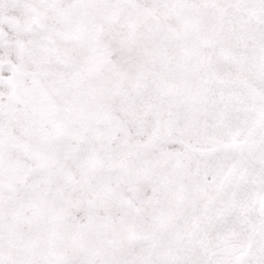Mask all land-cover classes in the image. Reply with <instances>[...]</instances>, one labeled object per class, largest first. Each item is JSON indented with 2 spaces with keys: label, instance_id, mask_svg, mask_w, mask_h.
Instances as JSON below:
<instances>
[{
  "label": "snow or ice",
  "instance_id": "1",
  "mask_svg": "<svg viewBox=\"0 0 264 264\" xmlns=\"http://www.w3.org/2000/svg\"><path fill=\"white\" fill-rule=\"evenodd\" d=\"M0 264H264V0H0Z\"/></svg>",
  "mask_w": 264,
  "mask_h": 264
}]
</instances>
